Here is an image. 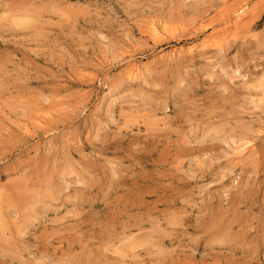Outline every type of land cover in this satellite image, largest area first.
Here are the masks:
<instances>
[{"label": "rangeland", "instance_id": "rangeland-1", "mask_svg": "<svg viewBox=\"0 0 264 264\" xmlns=\"http://www.w3.org/2000/svg\"><path fill=\"white\" fill-rule=\"evenodd\" d=\"M0 264H264V0H0Z\"/></svg>", "mask_w": 264, "mask_h": 264}, {"label": "bare ground", "instance_id": "bare-ground-1", "mask_svg": "<svg viewBox=\"0 0 264 264\" xmlns=\"http://www.w3.org/2000/svg\"><path fill=\"white\" fill-rule=\"evenodd\" d=\"M233 12V11H232ZM233 14V13H232ZM234 15H235V17H234V23H233V25L232 26H236L238 23H239V21L240 20H242L244 17H245V15H246V12H245V6H241L239 9H237L235 12H234ZM245 21V20H244ZM232 29V28H231ZM238 29V28H237ZM234 31H235V29H233ZM152 33L154 34V35H157L158 33H157V28L156 27H153L152 28ZM152 35V34H151ZM202 45V44H201ZM203 46V45H202ZM191 49H193V48H191ZM138 64V63H137ZM130 67H131V73H134L135 72V70H137V67L136 68H132V67H134L133 65L131 66L130 65ZM133 69V70H132ZM140 70H142V69H140ZM144 70V69H143ZM147 72V71H146ZM130 73V72H129ZM136 74V73H135ZM132 75V74H131ZM135 75L133 74L132 75V77L131 78H133ZM136 77V76H135ZM29 131V130H28ZM248 145V144H247ZM241 147V146H240ZM245 149V147L244 148H242V150H244ZM241 151V150H240ZM245 152H247V149L245 150ZM244 152V153H245ZM161 248V247H160ZM231 250V249H230Z\"/></svg>", "mask_w": 264, "mask_h": 264}]
</instances>
